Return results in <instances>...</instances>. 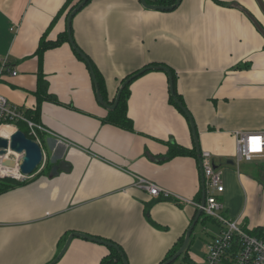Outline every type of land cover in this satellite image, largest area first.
<instances>
[{
    "label": "crops",
    "instance_id": "1",
    "mask_svg": "<svg viewBox=\"0 0 264 264\" xmlns=\"http://www.w3.org/2000/svg\"><path fill=\"white\" fill-rule=\"evenodd\" d=\"M81 1L0 0V97L50 132L39 134L47 171L38 170L41 164L29 180L0 193V264H51L73 233L116 245L128 264H161L183 243L197 211L193 204H200L191 129L169 103L164 72L148 71L131 81L132 130L106 122L111 111L97 102L86 64L60 39L69 11ZM157 1L146 3L160 6ZM70 28L109 105L122 81L142 69L164 66L175 73L200 155L211 153L215 169L230 166L238 178L223 179L221 172L222 215L257 231L264 213L243 202L259 189L239 178L242 164L249 163H235L234 135L264 133V0H181L172 11H151L140 0H89ZM172 145L195 156L165 160ZM60 161L67 171L49 177ZM138 178L177 199L150 196L137 187ZM199 223L219 231L210 218ZM192 235L186 257L178 258L190 264ZM107 255V247L74 237L53 264H99Z\"/></svg>",
    "mask_w": 264,
    "mask_h": 264
},
{
    "label": "built area",
    "instance_id": "2",
    "mask_svg": "<svg viewBox=\"0 0 264 264\" xmlns=\"http://www.w3.org/2000/svg\"><path fill=\"white\" fill-rule=\"evenodd\" d=\"M12 75H15L13 72ZM18 124L27 127V137L37 143L41 148L39 138L40 133H49L41 125L35 123L26 115L20 107L11 105L4 97H0V129L2 127H10L17 131ZM14 131V132H16ZM235 137L236 156L235 163L237 166L241 162L250 163L256 159H264V133H245L237 132ZM16 157L15 168H17V177L6 175V170L14 169L4 165L7 160H12L10 156ZM42 166L45 163V157L42 152ZM23 155L10 154L7 150L5 155L0 156V179L12 178L22 181L28 179L29 176L21 175L19 162ZM201 170L203 176V187L205 190V205L202 208L203 214L219 224L218 237L214 238L207 244L206 254L201 264H218L224 261L229 264H264V224L257 228L256 234L245 231L239 223L238 219L229 220L222 215L223 205L217 199V195L223 193L224 187L222 182V174L215 169L211 153L204 151L200 155ZM3 171V172H2ZM137 187L146 190L152 197H162L163 199L176 198L165 190L159 189L151 182L138 178ZM196 209L200 208V204H193Z\"/></svg>",
    "mask_w": 264,
    "mask_h": 264
},
{
    "label": "water",
    "instance_id": "3",
    "mask_svg": "<svg viewBox=\"0 0 264 264\" xmlns=\"http://www.w3.org/2000/svg\"><path fill=\"white\" fill-rule=\"evenodd\" d=\"M88 1L89 0H82L70 13H68L69 15H68L67 21H66V37H67V40H68L71 48L73 49V51L82 59V61L86 64V66L89 70V74H90L92 82L94 84L97 102L102 107H104L106 109V111H113V110H115V108L119 102L120 95H121L123 89L126 87V85L130 84L131 81L135 80L136 78H138L139 76H141L145 72L161 71L167 75L169 94L173 100V103L182 111V113L184 114L185 118L187 119L189 126H190V129H191L193 142H194L195 150H196V154H197V161H198V165H199L200 176H201L200 208L197 209L196 214H195L189 228L187 229V231L185 233L183 243H182L181 247L179 248V250L174 255H172L168 260L161 263V264H173L184 253V251L189 246V242L191 239L192 232L194 231L196 225L199 223L200 218H202V215H203L202 208L205 205V190L203 187L204 181H203L202 170H201L200 149L198 146V140H197L195 126H194L193 120H192L190 114L188 113V111L185 108H183V105L176 98L175 93H174L173 77H172L171 71L167 67H164V66L147 67V68L142 69V70L138 71L137 73L131 75L126 80H124V82L120 85V88L117 92L114 103L112 105H109V104L104 102L103 98L101 97L100 90H99V84L97 82V79H96L94 70L90 64V61L75 46L74 42H72L73 39L71 36V28H70L71 27V20L75 16V13L79 12L82 9V7ZM140 2L144 8L150 9L151 11L152 10L172 11L179 6L181 0H176V2L173 5L166 6V7L165 6H157V5L148 6L146 3V0H140ZM260 31L264 36V31L262 29H260ZM7 150L15 153L16 155L17 154L23 155L21 161L19 162V169H18L20 171L21 175H23V176L32 175L42 163L43 155H42L41 148L39 147V145L37 143L33 142V140L27 138L26 135L22 131L14 132L8 140L0 137V156L3 157L5 155V153L7 152ZM4 165L9 167V168H15V166H16L15 162L13 160L5 161ZM66 167H68V166H67V163H65L64 161H60L57 165H52L51 168H49L50 169L49 177L56 176L58 173V170L67 171ZM74 237L82 238V239H85L88 241L91 240V242L103 245L104 247H107V248L117 250L122 257L123 264H128L127 261L125 260L123 253L120 251V249H118V247L116 245H114L112 243L105 242V241L93 239V238L87 237L85 235L75 234V233L71 234L68 237V239H67V241L63 247V250H61L59 255L56 257V259L51 264L57 262V260H59L61 258V256L64 254V252L66 251L67 247L69 246L71 240Z\"/></svg>",
    "mask_w": 264,
    "mask_h": 264
},
{
    "label": "rangeland",
    "instance_id": "4",
    "mask_svg": "<svg viewBox=\"0 0 264 264\" xmlns=\"http://www.w3.org/2000/svg\"><path fill=\"white\" fill-rule=\"evenodd\" d=\"M5 128L8 127H3L2 129H0V137L3 138H7L8 137L5 135ZM41 142V141H40ZM46 152L49 154V151L47 149H45ZM13 152H10V154ZM15 154V153H14ZM47 154V155H48ZM20 155V154H19ZM13 159L12 160H16V157L13 155H10ZM232 163V162H231ZM242 169L240 170V174L238 173V175H241L239 178L241 180V182L244 179H248L249 181H251L253 183V186L256 187V189L258 188L259 190H257L256 192H254L251 197H247L243 204H244V208H247L248 210L250 209V211L256 213L257 215L260 214L262 215L264 213V161H252L249 164H242ZM246 165V166H245ZM42 167V165H41ZM39 167V169H41V172H45L47 171V167H48V163L46 162L45 159V163L43 165V167L41 168ZM16 169V168H15ZM226 169V170H223ZM223 169H221L222 174H223V179L225 177H227V175L231 176V178H234L236 182H238V178L237 175L232 174V169L230 166H226ZM249 172L252 177L254 179H251L250 176L245 175V172ZM9 179L12 178H4L3 181H1L0 183H7V184H11L9 181ZM14 180V179H12ZM29 179H25L22 181H18L15 180L16 182H26ZM5 181V182H4ZM239 195L236 192L234 195V204L237 205L239 202ZM202 217H204V215H202ZM211 232V233H210ZM212 233L214 234L213 236L215 238L218 237V231L217 228L214 227V225L212 224H208L206 225V228H204L203 226H201L200 223H198L193 231V235H192V244L194 243L196 245V248L194 250V254L192 255V260L194 261L193 264H201L203 262V253L205 250V245L206 242L209 240V236L212 235ZM207 249V246H206ZM174 264H190L187 262H184L182 259H178L177 261H175ZM218 264H224L223 262L218 263Z\"/></svg>",
    "mask_w": 264,
    "mask_h": 264
},
{
    "label": "trees",
    "instance_id": "5",
    "mask_svg": "<svg viewBox=\"0 0 264 264\" xmlns=\"http://www.w3.org/2000/svg\"><path fill=\"white\" fill-rule=\"evenodd\" d=\"M176 2V0H158L156 2V4L162 6V5H166V6H171L173 5L174 3ZM68 6V5H67ZM71 11V10H70ZM69 11V13H70ZM66 34L65 36L61 37L60 39L61 40H67L66 39ZM60 43V41L57 43V45ZM80 61L81 58L78 57ZM94 70V68H93ZM94 73H95V76H96V79H97V82L99 84V90H100V94H101V97L104 96V88H103V84L101 83V79L98 77V75L96 74L95 70H94ZM171 74H172V77H173V86H174V93H175V96L176 98L179 100V102L184 106L183 104V100L182 98L180 97V95L177 93V90H176V86H175V73L173 71H171ZM130 77V76H129ZM128 78V77H127ZM126 78V79H127ZM124 79V80H126ZM124 80L122 81V83L124 82ZM121 83V84H122ZM131 84V83H130ZM126 85V87L123 89L121 95H120V99H119V102L115 108V110L109 112V115L107 116L106 118V122L111 124L112 126H115V127H118L120 129H124V130H132V124H131V121L129 120L128 118V115H127V100H128V95H129V85ZM103 98V97H102ZM169 103L174 106L178 112L182 115H184L182 113V111L173 103V100L172 98L170 97L169 98ZM25 115V114H24ZM26 116H30V115H26ZM32 118V117H31ZM35 121V120H34ZM18 130L19 131H22L24 132V128L22 127V125L18 124ZM25 135H28L27 132H24ZM174 146V147H173ZM177 155H187V156H195V151L194 150H185L183 148H180V147H176L175 145H172L169 149V152L168 154L166 155V157L164 158L165 160H170L171 158L177 156ZM11 184H7V183H0V193L1 192H4L6 191L7 189L13 187L14 185H16L17 183H15L16 181L12 180V179H9V181ZM202 219V223H205L206 220H208V217L204 216L202 218H200V221ZM252 234H256V231L253 232ZM182 245V242L180 243V245H178L175 249H173L166 257L165 261L168 260L172 255H174L178 250L179 248L181 247ZM187 250L188 248L184 251V253L180 256V257H186L187 255ZM121 251V250H120ZM164 261V262H165ZM99 264H123V260H122V257L120 255V253L117 251V250H114V249H111V248H108V255L103 257Z\"/></svg>",
    "mask_w": 264,
    "mask_h": 264
},
{
    "label": "bare ground",
    "instance_id": "6",
    "mask_svg": "<svg viewBox=\"0 0 264 264\" xmlns=\"http://www.w3.org/2000/svg\"><path fill=\"white\" fill-rule=\"evenodd\" d=\"M3 128V127H2ZM14 130H11V128H5V135L8 137V139L11 137V135L14 133L13 132ZM3 138V137H1ZM4 139H7V138H4ZM7 139V140H8ZM11 152V151H10ZM14 154V153H12ZM1 168V166H0ZM19 169V168H18ZM3 172V171H2ZM4 176L6 175H9V176H13V177H17L19 174H17V168L15 169H10V170H6L4 173H3Z\"/></svg>",
    "mask_w": 264,
    "mask_h": 264
}]
</instances>
